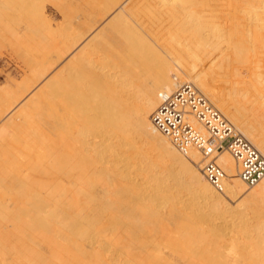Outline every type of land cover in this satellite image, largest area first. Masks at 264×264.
I'll use <instances>...</instances> for the list:
<instances>
[{"label": "bare ground", "instance_id": "bare-ground-1", "mask_svg": "<svg viewBox=\"0 0 264 264\" xmlns=\"http://www.w3.org/2000/svg\"><path fill=\"white\" fill-rule=\"evenodd\" d=\"M211 2L212 0L67 2L64 4L65 7L67 5V11L72 13L74 11V16L71 17L73 22L70 20L66 23L63 20L66 24L62 25L63 22L60 21L62 26L60 25L59 29L62 32L58 34L55 42L43 45L44 43H38L43 39L42 37L39 41L37 37L30 39L29 47L27 46L29 53L25 55L22 51L27 58L26 60L24 56L22 57L26 60L24 64L29 68L30 75L27 79L23 77L25 81L19 83L20 80L19 84L17 83V90L13 91L9 88L10 90L5 91L4 97L0 98L2 99V102L0 101V264H115L117 260L111 262L113 260L111 258L109 262L105 259L107 258L105 255L104 258L99 259L97 252L93 253V258H90L91 247L87 252L78 241L73 242L79 239H74L71 234L72 232L76 235L80 233L81 236L87 234L90 236L88 233L91 232L90 229L79 231L78 222L81 221L74 218L71 210L75 208L77 201L87 202L88 205L89 202L98 200V197L102 196L101 189L99 191L102 186L103 192L109 194V197L119 198L117 200L119 206L127 203L124 196L128 194L133 196L131 202L135 204L136 212L140 213L138 222L119 218L117 226L119 229H124L129 239L126 241V246H123L126 250L125 254L129 260L136 261V264H264V242L260 240L256 242L254 236H249V233H253L248 227L241 225L242 228L238 231L241 236H245L241 238L245 240L242 241L245 247L242 242L236 243L234 238L226 240L217 234L219 232H215L216 229L210 227L208 232L213 231L215 238H211L212 233L208 235L207 232V236L204 227L198 226L203 220L196 222L192 220L193 217L182 213V207L184 208L186 204L183 195L188 194L191 199L193 197L194 200L200 198L205 200L209 208L207 210L210 212L219 213L222 210L225 212L223 207L228 205L231 199L240 198L250 205L248 208L253 207V210L256 212L259 210V213L261 211L263 217L264 179L247 193V187L239 177L236 161L227 150H224L219 154L217 163L226 174L225 194L218 193L204 175V162L200 153L191 151L189 157L183 156L166 136L155 129L152 122L154 112L166 101V98L171 97L184 83H191L264 156V125L259 123L262 126L258 129V126L256 127L259 125L258 122L254 123L248 113L246 115V111H250L254 120L261 118L264 122V12L257 10L241 12L235 8L233 11H225L227 17L234 20L228 29L213 22L215 18L212 20L208 18ZM133 3L136 5L131 7ZM184 6L194 11L190 12ZM185 10L192 13V19H198L197 22L195 19L194 24L190 23ZM67 11L63 8L64 17ZM59 12H62V8ZM69 12L68 14L71 15L72 13ZM107 16L110 17L104 24L110 26L112 22L113 25L109 34L102 36L104 27L102 28L100 23ZM189 16L188 19L191 18ZM113 19H117L116 22ZM135 19L144 29L145 25L150 23L160 26L159 29L157 28L161 29L158 33L160 37H155V40L157 43L163 40L160 45L171 59L164 57L157 46L155 47L154 43L135 28L132 22ZM34 28L32 26L38 36L40 27ZM203 28L211 30L204 34ZM51 31L56 33L55 29ZM148 31H146L147 35L152 37L153 32ZM47 36H49V39L46 37L47 40L52 38V35ZM99 37L100 40L96 41ZM116 38L123 39V43H114ZM36 46L40 47L37 52L32 53ZM72 52H77L79 56L66 70L61 68L57 72L56 77H60L54 82L55 88L46 90L49 86L45 85L43 89L34 92L39 84L48 78V74ZM19 53L15 54L16 56L18 54L17 58L22 56ZM116 73L117 77L114 76ZM123 75H125L124 80H120ZM214 76L219 77L218 79L227 85V89L234 95L231 94V98H236L231 103L224 99L225 94L223 96V93L216 89L219 86L214 87L213 79L215 81L216 78ZM12 81L16 83V80ZM27 96L29 100L24 107L13 115L28 98ZM220 96H223L221 101H219ZM235 103L240 105L236 106ZM132 130L140 137L141 152L145 150L147 144H152L153 151L158 153L156 157L169 164L174 185L171 179L155 184L153 176L152 180L147 179L150 176L147 178L144 176L147 169L145 168L144 171L143 165L147 168L149 166L151 170L155 168V160L147 159L145 155H142L143 157L138 155L139 161L138 156L133 155L137 158V163L136 159H131V154L127 155L131 159H127L128 161H135L136 166L140 164L137 169L134 165L132 167L133 170L135 167L137 173L139 171V177H143L140 179L145 180L142 184L137 181L139 186L130 179L136 171L123 173L126 170L121 169L122 172L118 170L120 168L116 169L120 167L121 162H125L126 158L121 156H126V153L122 154L124 149L119 147L124 143L120 142L118 145L113 143L112 139H122L123 134ZM112 135H115V138H112L114 137ZM127 136V139H130L129 143L135 145L131 140L136 138ZM109 157L111 159L114 157L113 159L121 164L110 166ZM131 163H127V167L130 168ZM176 166L178 172L173 171ZM132 168L127 169L132 171ZM129 173H131L130 177L127 175ZM118 176L122 179L119 180ZM182 178L189 180V186L174 188L178 184H183L185 180L181 181ZM133 179L136 181L135 178ZM181 200L185 203L182 207H180ZM85 203H81V206L87 209ZM124 210L127 214L133 211L128 205ZM162 210L167 212L164 213ZM183 210L193 209L188 207L187 210ZM249 210L252 212V209ZM197 211L199 208L193 211V214L196 215ZM207 212L210 216L209 211ZM247 213L249 214V211ZM104 214L106 217L109 215ZM257 214L255 213V216ZM260 214L254 216L255 219L261 218L255 225L264 218L260 217ZM150 216H153L154 222L159 223L160 232L146 225L148 222L151 223L148 221ZM203 218H205L204 222L208 221L206 216ZM106 219L109 224L110 219L108 217ZM83 221L89 227H93L97 220L86 216ZM189 222L195 223L190 225ZM206 224L205 226L209 225ZM259 225L262 227L264 224L260 222ZM67 226L69 229L72 228L71 231L68 229L69 233L66 232ZM169 226H173V229H168ZM112 229L109 228L110 231ZM261 234L263 235L264 232ZM71 243L78 250L83 247L81 249L84 251L80 249L79 252L80 257L72 251ZM236 244L240 246L243 244L242 248L248 250L245 252ZM164 248H167L169 253L164 251ZM70 251L77 255L76 261L71 253L69 254ZM92 252L94 251H91V254ZM252 253L257 254V261L252 258ZM118 261L117 264H120ZM121 261H126V258Z\"/></svg>", "mask_w": 264, "mask_h": 264}, {"label": "rangeland", "instance_id": "rangeland-1", "mask_svg": "<svg viewBox=\"0 0 264 264\" xmlns=\"http://www.w3.org/2000/svg\"><path fill=\"white\" fill-rule=\"evenodd\" d=\"M76 1H78V0H0V93H2V94H0V95H2V96H0V98L2 97H4L3 95H4V93H5V91H7V90H17V85L19 84V83H21V82H23V81H25V80H23L25 77H26V79H27V77L30 75V70H28L29 68H27V66H26V64H24V62L27 60V58H26V56L25 55H27L29 52L28 51H30L29 50V48L27 49V46L29 47V41H30V39L31 38H36L37 37V40L39 41L40 39H41V37L43 38V39H41L42 40V42H41V40L38 42V43H44L43 45H47V43L48 44H50V42H51V44H52V41H54L55 42V40L57 39V37H58V34L59 33H61L62 31L59 29V26L62 24V23H60V21H62L63 22V20L64 21H66V23H67V21H68V23L70 22V20H72L71 19V17L73 18V16H74V11H73V13L70 11H67L68 9H67V5H66V7H65V3H70V2H76ZM197 1V0H196ZM62 4V5H61ZM136 4L135 3H133L132 5H131V7H133V6H135ZM61 6V7H60ZM61 8H62V12H59V9L61 10ZM63 8H64V11H65V9H66V11H67V13H65V17H64V15L62 14L63 13ZM184 8L185 9H187L188 11H190L189 9H190V7H188V8H186V6H184ZM233 8H235V9H238L239 11H241V12H245V11H248V10H257V11H259V12H261V11H263L264 12V0H212V2H211V7H210V9L208 10V18L210 19V20H212L213 18H215V20H212L213 22H216V23H218V25H220V26H222V27H225V28H230L231 26H232V23H234V20H233V18H230V17H227V13L226 12H229L230 10H232L233 11ZM128 8H126V10H127ZM192 9V8H191ZM198 9V8H197ZM196 9V10H197ZM195 10V11H196ZM186 11V10H185ZM194 10H192V11H190V12H193ZM226 11V12H225ZM68 12L69 13H72L71 15H69L68 14ZM187 12V11H186ZM67 15H69V16H67ZM187 15L189 16H191V18H189L188 19V16H186L187 17V20L190 22V23H193L194 24V22L196 21L197 22V20L198 19H192V13H189V12H187ZM194 15H196L195 13H194ZM63 16V17H62ZM189 16V17H190ZM67 17V18H66ZM69 17V18H68ZM109 17L110 16H107L105 19H104V21H102L101 23H100V25H102V28L104 27V30H103V34H102V36H106L107 34H109V32L111 31V25H113V23L111 22L110 23V26H108V25H106V24H104V22L106 21V20H108L109 19ZM194 17V16H193ZM196 17V16H195ZM66 19V20H65ZM69 19V20H68ZM47 20H48V22H47ZM115 22H116V20L117 19H113ZM195 20V21H194ZM137 20L135 19V20H132V22H133V24H134V26H136L135 28H138L141 32H142V34L143 35H145L152 43H154V46L156 47L157 46V48L159 49V52L161 53L162 52V55H164V57H167V59L169 58V59H171V56L170 57H168V53H166V50L163 48V46H161L160 44H161V42H163V40H161L160 42H156V40H155V37L156 38H159L160 36H159V32L161 31V29L160 30H158L159 29V25L158 24H156L158 27H155V26H153V24L151 25V23L150 24H147V25H145V29H146V31L147 32H149L148 30H151L152 32H153V35H152V37H154V39L152 38V37H150L149 35H147V33H146V31H145V29L141 26V24L139 23V21H137ZM72 22H73V20H72ZM114 22V23H115ZM65 23V24H66ZM107 23H109V22H107ZM130 23H131V21H130ZM51 24H52V26H51ZM64 24V22H63V24L62 25H65ZM132 24V25H133ZM140 24V25H139ZM61 25V26H62ZM32 26H34L35 28L37 27V28H39L40 29V31H39V35L38 36H36V32L32 29ZM48 26H50V27H48ZM58 26V27H57ZM148 26H151V27H148ZM194 26V25H193ZM46 27V28H45ZM65 27V26H64ZM146 27H148V28H146ZM197 27H200L199 25H197ZM34 28V29H35ZM149 28H151V29H149ZM154 28V29H153ZM158 28V29H157ZM202 28V27H201ZM47 29H48V31H47ZM51 29L54 31V29L56 30V33H51L52 31H51ZM210 30L211 29H209V28H203V33L204 34H206V33H209L210 32ZM44 31H45V33L46 34H44ZM51 31V32H50ZM48 32V33H47ZM57 35V36H55V35ZM47 35H52L51 37V39L50 40H47V38L49 39V36H47ZM157 35V36H156ZM165 36V35H164ZM47 37V38H46ZM100 38L101 37H99L96 41H98V40H100ZM121 38H123V37H121ZM53 39V40H52ZM45 40H47V41H45ZM45 41V42H44ZM49 41V42H48ZM114 43L115 42H118L117 44H121V43H123V39H118V38H116L114 41H113ZM113 42H112V44H113ZM42 45V44H41ZM33 47V46H32ZM38 47H40V46H36V49L34 50V48H33V52L32 53H35V52H37V50H38ZM46 47V46H45ZM25 50H27L26 52H24ZM22 51H23V53H25V55L22 53ZM16 52L17 53H19V54H21L22 56H21V58H20V56L17 58V56H18V54H17V56L15 55L16 54ZM27 53V54H26ZM167 55V56H166ZM25 57L26 58V60L25 59H22V57ZM78 54H77V52H72V53H70L65 59H63L49 74H48V78L46 79V80H44L43 82H41V84H39V87L34 91V92H36V91H38V89H40V88H42V87H44L45 85H48L49 87H51L50 89H49V87H48V89L46 88V90H53L54 88H55V86L53 87V85L55 84L54 82L60 77V76H58V77H56V74H57V72L61 69V68H65V70L70 66V65H72L75 61H76V59L78 58ZM23 61H22V60ZM168 59V60H169ZM23 62V63H22ZM20 65V66H19ZM67 65V66H66ZM175 65V64H174ZM19 73V74H18ZM113 73H114V71H113ZM7 75L9 76V75H11V76H9V77H7ZM13 75V76H12ZM128 75V74H127ZM114 76L115 77H117V73L116 74H114ZM125 75H123L122 76V78L120 79V80H124V77ZM24 77V78H23ZM216 77V78H215ZM9 78V79H8ZM11 78H12V80H16V83H15V81H12L11 80ZM14 78V79H13ZM16 78V79H15ZM17 78H18V80H17ZM214 78H215V81H214V79H213V82H214V87L216 86H219V87H215L218 91L220 90V92L221 93H223L222 95L224 96V94H225V96H224V99H226V101L227 102H232V100H234V99H236V98H234V97H232L231 98V92L227 89V85H225V83L224 82H221V80L220 79H218L219 77H217V76H214ZM147 79V78H146ZM210 79V78H209ZM21 80V81H20ZM20 81V82H19ZM12 82V83H11ZM19 82V83H18ZM143 82H145V79H143ZM147 82H148V79H147ZM211 82H212V80H211ZM213 82H212V84H213ZM219 82V83H218ZM15 83V84H14ZM18 83V84H17ZM146 83V82H145ZM221 83V84H220ZM14 84V85H13ZM219 84V85H218ZM11 86V87H10ZM220 86H222V88L220 87ZM10 88V89H9ZM43 89V88H42ZM33 90V89H32ZM225 91V93H224V91ZM223 91V92H222ZM226 92H228L229 94H227ZM230 95V96H229ZM223 96H220L219 97V101H221L222 100V98H223ZM232 96H234L233 94H232ZM28 97V96H27ZM132 97V96H131ZM128 98V97H127ZM29 100V97L23 102V104H21L16 110H15V112L13 113V115H16L19 111H20V109H22L23 107H24V105H25V103H26V101H28ZM0 101L2 102V99H0ZM235 105L236 106H239L240 105V103H235ZM247 113H248V115H249V117H251L252 118V121H254V123H256V122H258V124L259 123H262L263 125H264V122H262V119L261 118H256L255 120H254V116H251L252 114L250 113V111H246V115H247ZM248 117V116H247ZM248 117V118H249ZM249 120H251V119H249ZM257 124V123H256ZM258 126V129L262 126L261 124H259V125H256V127ZM113 134V133H112ZM129 135V136H132L131 138L132 139H135V140H131V142L133 141V143H135V145L133 146V145H131L130 143H129V141H130V139L128 138L127 139V135ZM112 136H114V137H112V138H115V135H112ZM124 137V138H123ZM123 137H122V139H119V138H116V140L114 139H112V142L113 143H119L120 144V142H123L124 144H120V148H123L124 149V151H122L123 153L122 154H125L126 153V156H124V155H122L121 157H125L126 158V160H125V162H121V163H119V162H117L116 161V159L114 160L113 158L111 159V157H109V161L112 163H109L110 164V166L111 165H116V166H118V165H120V167H117L116 169H118V168H120V169H118L119 171L121 170V169H123V170H126V171H122L123 173H127V172H131V173H133V171H136V172H134V173H136V176H137V174H138V178L136 179V176H134V173L132 174L133 175V177H130L131 176V173H129V174H127V175H129V177H130V179H132L131 181L132 182H136L135 184H137L138 182H141L140 184H142L145 180L143 179V180H141L140 178H143L142 176L141 177H139L140 175H139V171H138V173H137V170H135V167H134V170H133V165L134 166H136L135 164L140 160V158H139V156L140 157H143L144 155H145V157H148L147 159H151L152 161H154L153 163H154V167L155 168H153V170H151L150 168H149V166H148V168H147V166L146 165H143L144 166V171H145V168L147 169L146 170V174H145V172H143V173H140L141 175L143 174L146 178L148 177V176H150V177H148L147 179H149L150 178V180H152V176H153V179H154V182L153 183H164L165 181L167 182V180H170L171 179V176H170V168L171 167H169V164L168 163H166L164 160L162 161V160H160V159H158L157 157H156V155L158 154L157 153V151H153V148H152V144L150 145V144H147L145 147H144V151H142L141 152V149L139 150V147H141V140H140V137L137 135V133L134 131V130H132V131H129V132H126L125 134H123ZM123 139H125L124 141H123ZM129 140V141H128ZM136 140H138V141H136ZM115 141V142H114ZM126 141V142H125ZM126 143V144H125ZM118 144V145H119ZM130 144V145H129ZM139 144V145H138ZM136 145H138V147H136L137 149H135V146ZM123 146V147H122ZM131 148H133V149H131ZM148 146V147H147ZM128 148V150H127V148ZM123 149H121V150H123ZM135 149V150H134ZM128 152H127V151ZM129 150L131 151V152H129ZM132 151H133V153H132ZM128 153V154H127ZM139 153V154H138ZM130 154H131V159H136V163H134L135 161H128V160H131V159H129L130 157H128L127 155H129L130 156ZM137 154V155H136ZM147 154V155H146ZM133 155H135L134 157H136V156H138V161H137V158H134L133 157ZM143 155V156H142ZM124 158V159H125ZM128 159V160H127ZM114 160V161H113ZM108 161V162H109ZM128 161V162H127ZM132 162V163H131ZM115 163V164H114ZM118 163V164H117ZM127 163L128 164H130L131 163V165H130V168H132V171L131 170H128V169H130L129 167H127ZM108 164V165H109ZM167 164H168V166H167ZM123 165V166H122ZM126 165V166H125ZM139 163L137 164V166L139 167ZM136 166V169L138 168ZM142 166V167H143ZM164 167V168H163ZM114 168V167H113ZM128 168V169H127ZM176 168V169H175ZM174 168V170L173 171H175V172H178L177 171V166ZM115 169V168H114ZM148 169H150V170H148ZM165 169V170H164ZM117 170V171H118ZM167 170H169L168 172H166ZM163 171V172H162ZM162 172V173H161ZM123 173H121V174H123ZM156 173V174H155ZM157 173H159V174H157ZM150 174V175H149ZM162 174V175H161ZM169 174V175H168ZM126 175V174H125ZM157 175V176H156ZM164 175H168L167 176V178H166V176H164ZM120 177H122L121 175H119ZM118 176V179L119 180H121L120 179V177ZM162 176L164 177V178H162ZM144 177V178H145ZM161 177V178H160ZM169 177V178H168ZM133 178H135L136 179V181L133 179ZM158 178H159V180H158ZM141 181H140V180ZM183 179L184 178H182V180L181 181H183ZM115 180L117 181V177H115ZM134 180V181H133ZM158 180V181H157ZM174 180V179H173ZM173 180L171 179L170 181H171V183L173 182ZM185 180V179H184ZM138 181V182H137ZM192 181V180H191ZM123 182V181H122ZM175 182V181H174ZM139 183L137 184L138 186L140 185ZM186 184H188V185H186ZM172 185H174V183H172ZM184 185V187H187V186H189V180H185L184 182H183V184H178V185H176V186H174V188H176L177 186L179 187V188H182V186ZM178 187L176 188V189H178ZM100 189H101V191H100ZM102 189H104V187L102 186V187H100L99 188V191L100 192H102V196L101 197H98L99 199V201L98 200H96V201H94L93 203H88V205H87V202L85 203V202H81V203H85L86 205H87V209H85V206H84V208H83V206H81L82 204L80 203V201H79V203H78V201L76 202V204H78V206L75 204V208H73L71 211H72V214H73V216H74V218H76V219H80V221L81 222H78V229H79V231H85V230H87V229H90L91 230V232L90 231H88V233H90V236H89V234H87V235H85V236H81L80 235V233H78L77 235H76V233H72L71 232V234H73V236L75 237L74 239H79V240H73L72 239V235L70 234V238L73 240V242H77L78 241V243L79 244H81V245H83L84 246V248L83 247H81L80 245H79V247H81V248H83L84 250H90L89 248L91 247V250L89 251V256H90V258H93V253H95V252H97V255H99V259H101L104 255H105V257H107V258H105L107 261H109V259L111 260V258L113 259V260H111V262H114V261H118V260H120V262L118 261V263H120V264H122V263H124L125 264V262H126V264H136V261H133V260H129L128 258H127V256H126V254H125V252H126V250L125 249H123L124 247L123 246H126V241L127 240H129L127 237H126V233H125V231H124V229H119L118 228V226H117V220L119 219V218H128V219H131L133 222L135 221V222H138V220H139V218H140V213L139 212H136V210L134 209L135 208V204L133 203V202H131V200L133 199V196L131 195V194H128L127 196H124L125 197V199L127 200V203L126 204H123L122 206H119V204L117 205V200L119 199L118 197H109V194L107 195L106 194V192H103V190ZM175 189V190H176ZM214 189V188H213ZM246 191H247V193L248 192H251V189H249V188H247L246 189ZM184 196V201H186L185 203H182V201L183 200H181L180 202V207H182V204L184 205L185 204V206H184V208L182 207V213H185L186 215H189V216H191V217H193L192 218V220L193 221H198V222H201L200 220H203L202 222H201V224H199L198 226H203L204 228V230H206V235H207V232H208V229L210 230V228L211 229H216L215 230V232H219V233H217V234H219V235H221V237H224L226 240H230V238H234V240L235 241H237L236 243H241L242 241H243V239H241V238H243V237H245V236H241L239 233H238V231H239V229L240 228H242V227H244V226H246V227H248V229L250 230V231H252L251 233H253V234H250L249 233V236L251 235V236H254V238H255V241L257 242V241H262V242H264V234L262 235L261 233H263L264 232V229H263V227H264V225H262V227H261V225H259L260 224V222H261V224H264V221H263V217H262V215L260 214L261 213V211H260V213H259V210H257V212L260 214V217H262L263 219H262V221H260L261 220V218H259L258 217V219H260L259 220V224L256 226L255 225V223H257V221H258V219L256 220L255 219V217H257V216H259V214H257V212H256V210H253V207H251V208H248V207H250V205L248 204V203H246V202H244V201H242V199L240 200V198L239 199H236V198H234V200L233 199H231L230 200V202H229V204L227 205H225L223 208H225V212H224V210H222V212L221 213H219L218 211H212V212H210V210H207V205H206V202H205V200H203V199H197V200H194L193 199V197H192V199H191V196L190 195H188V194H184L183 195ZM182 196V197H183ZM185 196H187V198H185ZM190 196V197H189ZM183 199V198H182ZM189 199H190V203H189ZM194 201V203H193V201ZM239 200V201H238ZM199 201H201V202H199ZM204 201V202H203ZM235 203H234V202ZM238 201V202H237ZM198 202L201 204V206H200V204H198ZM188 203H189V205H191V204H193L194 206H189L188 205ZM195 203H196V205H195ZM205 203V204H204ZM231 203L233 204V205H231ZM85 204H83V205H85ZM89 204H90V206L91 207H89ZM242 204H246L245 206L244 205H242ZM249 206H248V205ZM126 205H128L129 206V209L130 210H133V211H131L130 212V214H127V211L126 210H124V207H126ZM205 205V206H204ZM238 205V206H237ZM77 206V207H76ZM195 206H196V208L198 207L199 208V211H197V214H196V212H195V214L196 215H199L200 213V211H202L201 212V215H199L198 217H196V215H194L193 213V211H195V210H198V208L196 209L195 208ZM201 208H200V207ZM204 208H203V207ZM229 206V207H228ZM232 206H234V207H232ZM236 206H237V208H236ZM240 206V208H238ZM243 206V207H242ZM78 207H80V209L78 208ZM188 207H192V209L193 210H190V211H192V212H190L189 210L188 211H185V210H183V209H188ZM195 209H194V208ZM227 207V208H226ZM231 207L233 208V210L231 209ZM245 207V208H244ZM93 208V209H92ZM246 208H247V210H246ZM79 209V210H78ZM88 209H89V212H88ZM209 209V208H208ZM228 210V212H227V210ZM231 209V210H230ZM240 209V210H239ZM249 209H252V212H251V210H249ZM76 210H78V212L76 211ZM238 210V211H237ZM244 212H243V211ZM246 210V211H245ZM105 211V212H104ZM110 211H112V213L110 212ZM164 210H162V212H163ZM207 211H209V213H210V216H208L207 215ZM233 211V212H232ZM235 211V212H234ZM249 211V214L247 213ZM88 212V213H87ZM109 212L111 213V214H109ZM165 212H167V210H165L164 211V213ZM188 212V213H187ZM229 212H231V214L229 213ZM240 212V213H239ZM246 212V213H245ZM257 214L256 216H255V213ZM104 213H107V214H109V215H107V217H108V219H110V220H108V222H109V224L106 222L107 221V217H106V215L104 214ZM123 213V214H122ZM192 213V214H191ZM213 213H215V214H213V216H212V214ZM122 214V215H121ZM152 214V213H151ZM221 214V215H220ZM223 214V215H222ZM230 214V215H229ZM247 214V215H246ZM113 216V217H111V216ZM153 215V214H152ZM218 215V216H217ZM244 215V216H243ZM252 215V216H251ZM87 216V217H91V218H94V219H96L97 221H96V224H95V226L93 225V227H89V225L86 223V222H84L83 220H84V218ZM202 217V219H201V217ZM204 216H206V219L208 220L207 222H206V220H205V222H204V219L205 218H203ZM255 216V217H254ZM152 217L153 216H150V217H148V221H150L151 223H147L146 225L148 226V228H154V230L155 231H158V232H160L159 231V226H158V222H154V220L152 219ZM207 217H209V219L207 218ZM230 217V218H229ZM249 217V218H248ZM251 217V218H250ZM198 218V219H197ZM212 218V219H211ZM254 218V219H253ZM82 219V220H81ZM221 219V220H220ZM216 220V221H215ZM230 220V221H229ZM237 220V221H236ZM251 220V221H250ZM116 221V222H115ZM192 221V222H193ZM243 221H244V223H243ZM190 223L189 222V224L190 225H193L194 223ZM210 222V223H209ZM241 222V223H240ZM263 222V223H262ZM83 223V224H82ZM106 223V224H105ZM207 223V224H206ZM220 223V224H219ZM232 223V224H231ZM243 223V224H242ZM100 224H102V225H100ZM203 224V225H202ZM205 224L206 225H208V226H205ZM226 224V225H225ZM245 224V225H244ZM247 224V225H246ZM100 225V226H99ZM113 225V227H110V226H112ZM215 225V226H214ZM218 225H219V227H218ZM234 225V226H233ZM242 225V227H240ZM147 226H145V227H147ZM196 226V225H195ZM195 226H193V227H195ZM230 226V227H229ZM254 226H256V227H254ZM167 227V226H166ZM197 227V226H196ZM206 227V228H205ZM208 227H210V228H208ZM214 227V228H213ZM239 227V228H238ZM250 227V228H249ZM251 227H252V229H251ZM259 227V228H258ZM262 229H261V228ZM66 228V232L68 231V229H69V227L67 226V227H65ZM97 228V229H96ZM109 228L110 229H112V228H114V229H112L114 232H115V234H114V232L112 233L110 230H109ZM173 229V226H169L168 227V229ZM225 228H226V230H225ZM257 228V229H256ZM72 229V228H71ZM71 229H69V231H71ZM83 229V230H82ZM261 229V230H260ZM94 232H93V231ZM248 230V231H249ZM253 230H254V232H255V230H256V233H254L253 232ZM257 230H259V231H257ZM69 231L67 232V233H69ZM149 231V230H148ZM174 231V230H173ZM222 231V232H221ZM261 231V232H260ZM260 232V233H259ZM66 233V234H67ZM91 233H92V235H91ZM95 233V234H94ZM101 233V234H100ZM111 233H112V235H111ZM209 233H210V235H211V233H212V235H211V238H215V235H213V231H209L208 232V235H209ZM226 233V234H225ZM230 233V234H229ZM102 236H104V238H102V237H100V235ZM117 234V235H116ZM93 235H94V237H93ZM96 235H97V237H96ZM106 235H108L107 237H109L108 238V241H107V237H106ZM118 236L119 238H113V237H116V236ZM159 235V234H158ZM207 235V236H208ZM232 235V236H231ZM69 236V235H68ZM89 236V237H88ZM113 236V237H112ZM241 236V237H240ZM87 237V238H86ZM95 237H96V239H95ZM111 237H112V239H111ZM82 238V239H81ZM91 238V239H90ZM93 238V239H92ZM97 238H98V240L100 241H97ZM102 238V239H101ZM209 238V240H210V236L208 237ZM236 238H239L238 240H236ZM257 238V239H256ZM109 239H111V240H109ZM81 240V241H80ZM84 242V244H83V242ZM101 241H102V243H101ZM110 241V242H109ZM113 241V242H112ZM234 241V242H235ZM245 241V240H244ZM243 241V242H244ZM95 242H98V243H96L95 244ZM242 242V243H243ZM78 243H77V245H78ZM93 243V244H92ZM99 243H100V245H99ZM105 243H106V245H105ZM101 244L103 245V246H101ZM238 244V245H239ZM244 244V243H243ZM243 244H241V246L239 245V248L240 249H243L245 252L248 250V249H246V248H242V247H246V245L244 244V246H243ZM72 245H74V244H72L71 243V246ZM86 245L87 246H89V247H86ZM94 245V246H93ZM237 245V244H236ZM237 245V246H238ZM75 246V245H74ZM107 246V247H106ZM78 247V246H77ZM78 247V248H79ZM92 247H94L95 249H93ZM72 248V251L74 252V253H76L77 255H78V257H80V253L79 252H81V250L79 249H77V248H75V247H71ZM87 248V249H86ZM78 251H77V250ZM84 250H82V251H84ZM72 251H70L69 252V254L72 252ZM87 251V252H88ZM91 251H94V252H92V254H91ZM164 251H166V252H168L169 253V250L166 248H164ZM249 251H251V250H249ZM101 252V254H99ZM91 254V255H90ZM103 254V255H102ZM125 254V255H124ZM77 255H74L73 253H71V256H72V258L73 259H75L74 261H76V259L78 258L77 257ZM97 255H95V257L97 256ZM109 257V258H108ZM97 258V257H96ZM104 258V257H103ZM125 258H126V261H121V260H125ZM252 258H254V260L255 261H257L258 260V258H257V254H254V253H252ZM98 259V260H99ZM105 259H102L103 261H105L106 262V260ZM117 261H116V263L115 264H117ZM110 262V261H109ZM170 263H172V262H170ZM251 263V262H250ZM107 264V263H106ZM109 264V263H108Z\"/></svg>", "mask_w": 264, "mask_h": 264}, {"label": "built area", "instance_id": "built-area-1", "mask_svg": "<svg viewBox=\"0 0 264 264\" xmlns=\"http://www.w3.org/2000/svg\"><path fill=\"white\" fill-rule=\"evenodd\" d=\"M157 131L185 157L200 153L207 181L225 194L226 174L217 163L227 150L237 163L240 179L251 189L264 179V156L191 83H184L154 112Z\"/></svg>", "mask_w": 264, "mask_h": 264}]
</instances>
